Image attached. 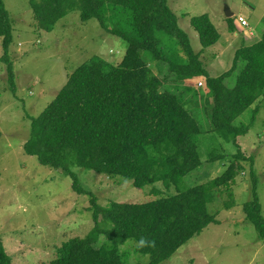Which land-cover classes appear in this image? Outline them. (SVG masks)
<instances>
[{"label":"trees","instance_id":"16d2710c","mask_svg":"<svg viewBox=\"0 0 264 264\" xmlns=\"http://www.w3.org/2000/svg\"><path fill=\"white\" fill-rule=\"evenodd\" d=\"M30 5L44 32H53L62 19L80 12L83 22L95 19L105 32L128 42L118 66L100 57L82 64L69 75L53 102L31 120L25 154L36 157L41 165L62 170L73 181L75 193L92 196L93 229L64 243L49 264H126L121 247L141 236L155 241L154 247L135 248L136 253L149 256L147 264L171 259L210 225L220 224L219 211L211 213L209 207L219 200L222 190H230L246 165H250L254 197L244 204L243 211L264 241L255 161L241 149L222 176L184 188L185 179L203 165L198 137L206 125L197 115H208L213 130L228 140L227 135L233 137L237 147L238 138L249 133L250 126L238 125V121L264 97V34L255 45H241L231 68L212 77L202 55L221 35L208 14L191 18L202 45L196 52L168 0H30ZM227 20L234 32L233 18ZM160 33L179 45L180 53L172 54L175 60L161 47ZM0 38L2 61L8 64L14 90L9 60L13 25L4 0H0ZM193 80L205 81L213 93L209 106L188 107L199 98V93L192 94ZM226 159V155L213 152L208 162ZM76 167L110 178L122 177L137 189L153 186L150 194L158 199L102 207L82 187ZM102 237L105 240L100 244ZM0 264H15L1 235Z\"/></svg>","mask_w":264,"mask_h":264},{"label":"rangeland","instance_id":"374dc122","mask_svg":"<svg viewBox=\"0 0 264 264\" xmlns=\"http://www.w3.org/2000/svg\"><path fill=\"white\" fill-rule=\"evenodd\" d=\"M4 2L13 25L9 60L13 64L15 88L11 89L8 64L2 61L4 48L0 38V235L15 264H49L64 243L86 236L93 229L92 196L75 193L73 181L62 170L41 165L36 157L25 154L31 120L53 102L69 75L82 64L100 57L118 66L125 57L128 42L105 32L95 19L83 22L80 12L68 15L53 32L47 33L37 25L30 0ZM168 2L196 52L202 45L191 18L208 14L220 33L219 42L202 55L212 77H219L231 68L241 45H255L264 34V0ZM229 13L233 15L234 32L229 28ZM240 18L248 26L243 27ZM159 38L165 53L175 60L172 54L180 53L177 42L165 33H160ZM148 64L157 73L155 64L149 60ZM190 85L192 94L199 93V98L198 102H190L189 108L213 103V93L205 81L193 80ZM197 116L206 125L198 137L203 165L185 179L184 188L207 184L222 176L241 149L254 158L264 216V97L238 121V125L250 126L249 133L238 138L240 147L234 144L233 137L227 135L228 140L214 131L208 115L201 112ZM213 152L224 154L227 159L208 162ZM74 172L82 187L102 207L107 208L113 202L144 204L158 199L150 194L153 186L137 189L122 177L110 178L79 167ZM253 190L250 165H246L230 190L220 191L219 200L209 207L211 213L219 211L220 224L210 225L161 264H264V241L243 211L244 204L253 200ZM104 240L102 237L100 244ZM135 248L132 240L121 247V253H126V264H147L149 256L136 253Z\"/></svg>","mask_w":264,"mask_h":264},{"label":"clouds","instance_id":"9594fccd","mask_svg":"<svg viewBox=\"0 0 264 264\" xmlns=\"http://www.w3.org/2000/svg\"><path fill=\"white\" fill-rule=\"evenodd\" d=\"M134 246L136 248L154 247L155 241L149 240L146 237L141 236L137 241L134 242Z\"/></svg>","mask_w":264,"mask_h":264},{"label":"built area","instance_id":"2783aa9c","mask_svg":"<svg viewBox=\"0 0 264 264\" xmlns=\"http://www.w3.org/2000/svg\"><path fill=\"white\" fill-rule=\"evenodd\" d=\"M239 22L241 23V25H242L243 27L248 26V23H247L243 18H240V19H239Z\"/></svg>","mask_w":264,"mask_h":264},{"label":"water","instance_id":"95a60500","mask_svg":"<svg viewBox=\"0 0 264 264\" xmlns=\"http://www.w3.org/2000/svg\"><path fill=\"white\" fill-rule=\"evenodd\" d=\"M233 15L232 14H227V18L229 19V18H231Z\"/></svg>","mask_w":264,"mask_h":264}]
</instances>
